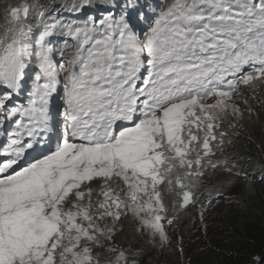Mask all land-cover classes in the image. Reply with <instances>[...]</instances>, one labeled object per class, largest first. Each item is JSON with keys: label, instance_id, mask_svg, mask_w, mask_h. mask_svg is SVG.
<instances>
[{"label": "snow or ice", "instance_id": "6c2138e0", "mask_svg": "<svg viewBox=\"0 0 264 264\" xmlns=\"http://www.w3.org/2000/svg\"><path fill=\"white\" fill-rule=\"evenodd\" d=\"M0 136V264L183 253L264 154V0H0Z\"/></svg>", "mask_w": 264, "mask_h": 264}, {"label": "trees", "instance_id": "16d2710c", "mask_svg": "<svg viewBox=\"0 0 264 264\" xmlns=\"http://www.w3.org/2000/svg\"><path fill=\"white\" fill-rule=\"evenodd\" d=\"M259 129V125H254ZM259 143V131L254 137ZM253 149L250 180L244 195L219 204L218 213L206 236L195 238L192 226L185 227L189 256L186 263L177 254L165 252L159 264H251L254 255L264 252V168ZM247 185V186H246ZM218 207V206H217Z\"/></svg>", "mask_w": 264, "mask_h": 264}, {"label": "rangeland", "instance_id": "374dc122", "mask_svg": "<svg viewBox=\"0 0 264 264\" xmlns=\"http://www.w3.org/2000/svg\"><path fill=\"white\" fill-rule=\"evenodd\" d=\"M245 192V185L244 187L242 186L241 183H239L234 189H232L231 191V195H232V199H234L236 196H240V195H244ZM232 199H220L218 201H216L215 203V207L212 210H209L206 212V220L208 222V229H207V234L209 232V229L212 226V221H214V217L217 215L218 213V208H219V204H224L227 203L229 201H231ZM218 206V207H217ZM199 221L197 218V225H198ZM188 227V226H187ZM192 234L195 238H199L201 236L205 237V233L204 231L201 229L200 231H197L195 227L192 226ZM206 239L208 238V236L205 237ZM172 243H173V247L167 249L165 252H171L173 254H177L178 257L180 256L181 259L186 263L188 256H189V249L187 248V240L185 238V230H184V240H183V244L182 247L184 248L183 253H181L180 251H178V236L177 235H173L172 237Z\"/></svg>", "mask_w": 264, "mask_h": 264}, {"label": "clouds", "instance_id": "9594fccd", "mask_svg": "<svg viewBox=\"0 0 264 264\" xmlns=\"http://www.w3.org/2000/svg\"><path fill=\"white\" fill-rule=\"evenodd\" d=\"M216 201H218V200H214V201H213V203H212V205H211V208H210L209 210H212V209L215 207V203H216ZM209 210H208V211H209Z\"/></svg>", "mask_w": 264, "mask_h": 264}]
</instances>
